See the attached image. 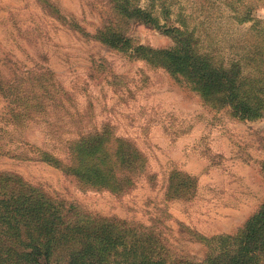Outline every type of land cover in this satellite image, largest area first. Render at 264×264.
<instances>
[{
    "label": "rangeland",
    "instance_id": "1",
    "mask_svg": "<svg viewBox=\"0 0 264 264\" xmlns=\"http://www.w3.org/2000/svg\"><path fill=\"white\" fill-rule=\"evenodd\" d=\"M133 1L153 8L160 24L196 10L188 0ZM249 10L251 21L233 19ZM216 11L187 22L226 60L264 29V0H227L222 18ZM112 13L110 0H0V171L82 214L148 227L172 258L203 264V239L238 233L264 201V116L239 118L132 55L137 45L174 48L162 29L129 20L124 49L96 40ZM102 133L142 156L120 192L87 185L45 160L66 165L72 143ZM175 185L183 191L172 193ZM51 264H67L65 250Z\"/></svg>",
    "mask_w": 264,
    "mask_h": 264
},
{
    "label": "trees",
    "instance_id": "2",
    "mask_svg": "<svg viewBox=\"0 0 264 264\" xmlns=\"http://www.w3.org/2000/svg\"><path fill=\"white\" fill-rule=\"evenodd\" d=\"M110 1L113 19L108 18L97 29L96 40L124 49L127 40L122 24L129 20L162 29L174 38V48L137 45L129 48L132 55L181 77L205 101L229 105L239 118L264 116V29L256 30L255 39L248 40L246 48L241 45L239 49L243 50L226 60L208 49L197 26L187 22L196 17L209 20L215 10V17L222 18L220 4L227 0H188L191 9L196 7L195 12L180 13L177 24L172 25L160 24V16L150 6L133 0ZM211 6L214 11L209 13ZM249 13L237 11L233 19L239 23L251 21ZM168 17L167 11L165 19ZM42 92L47 94L48 90ZM68 148V164L52 156L45 158L46 162L87 185L112 192L128 187L130 174L142 160L130 143L105 133L83 136ZM169 189L177 194L183 186ZM203 242L209 250L203 264H264V201L238 233L215 235ZM60 250H65L67 264H194L172 258L159 234L148 227L82 214L72 204L52 199L20 176L0 171V264H51Z\"/></svg>",
    "mask_w": 264,
    "mask_h": 264
}]
</instances>
